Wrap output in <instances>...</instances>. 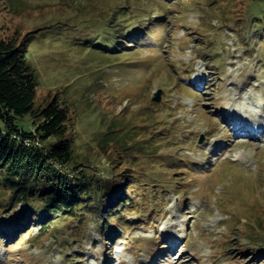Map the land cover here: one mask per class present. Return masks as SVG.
<instances>
[{"label":"rangeland","instance_id":"obj_1","mask_svg":"<svg viewBox=\"0 0 264 264\" xmlns=\"http://www.w3.org/2000/svg\"><path fill=\"white\" fill-rule=\"evenodd\" d=\"M12 37L76 161L138 204L111 240L91 211L7 230L0 264H264V0H0Z\"/></svg>","mask_w":264,"mask_h":264},{"label":"trees","instance_id":"obj_2","mask_svg":"<svg viewBox=\"0 0 264 264\" xmlns=\"http://www.w3.org/2000/svg\"><path fill=\"white\" fill-rule=\"evenodd\" d=\"M91 43L86 47L98 45ZM29 56L28 41L0 39V119L5 125L0 127V234L9 231L16 238L32 222L46 230L52 220L91 211L111 240L118 233L113 221L129 225L122 215L138 202L130 199L127 187L110 188L111 180L93 176L76 161L70 112L57 96L38 106L41 81ZM26 116L34 129L20 125ZM15 210L14 217L4 216Z\"/></svg>","mask_w":264,"mask_h":264},{"label":"bare ground","instance_id":"obj_3","mask_svg":"<svg viewBox=\"0 0 264 264\" xmlns=\"http://www.w3.org/2000/svg\"><path fill=\"white\" fill-rule=\"evenodd\" d=\"M240 121H243V120L241 119ZM221 147H222V145H221Z\"/></svg>","mask_w":264,"mask_h":264},{"label":"water","instance_id":"obj_4","mask_svg":"<svg viewBox=\"0 0 264 264\" xmlns=\"http://www.w3.org/2000/svg\"><path fill=\"white\" fill-rule=\"evenodd\" d=\"M159 97V96H158ZM158 100H159V98H158Z\"/></svg>","mask_w":264,"mask_h":264}]
</instances>
